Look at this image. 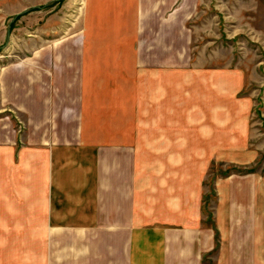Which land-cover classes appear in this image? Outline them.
Masks as SVG:
<instances>
[{
  "label": "crops",
  "instance_id": "obj_1",
  "mask_svg": "<svg viewBox=\"0 0 264 264\" xmlns=\"http://www.w3.org/2000/svg\"><path fill=\"white\" fill-rule=\"evenodd\" d=\"M191 5L86 0L80 34H13L0 264H264V164L209 183L222 160L256 163L264 140L250 141L244 73L191 70L176 44Z\"/></svg>",
  "mask_w": 264,
  "mask_h": 264
},
{
  "label": "rangeland",
  "instance_id": "obj_2",
  "mask_svg": "<svg viewBox=\"0 0 264 264\" xmlns=\"http://www.w3.org/2000/svg\"><path fill=\"white\" fill-rule=\"evenodd\" d=\"M85 1L0 0V54L7 53L4 50L9 48L13 34L24 39L46 29L45 33L48 35V30L54 25L60 27L59 34L63 39L71 34H80ZM190 2L192 5L188 14L174 16V40L176 44L183 43L188 47L191 70L207 68L244 73L245 76H240L244 80V88L238 96L249 97L250 105L253 106L250 117L254 125L250 141L260 143L264 140V0ZM27 8V12L15 17ZM18 49L9 52L12 55L10 59L15 57L14 54H22L21 49ZM11 112L16 115L15 110L10 109L0 113V118L9 117ZM259 151L262 153L264 150ZM262 164L264 155L259 156L256 163L248 165L222 160L213 166L215 171L212 169L209 183L213 184V177L219 175L223 181H228L232 174L244 176ZM242 179L239 178V181L244 182ZM246 231L244 229L242 234L247 233ZM7 241L0 238V252L9 245ZM20 243L22 241H14L12 248ZM23 244L27 248L31 247L27 242ZM237 246L240 248V244Z\"/></svg>",
  "mask_w": 264,
  "mask_h": 264
},
{
  "label": "water",
  "instance_id": "obj_3",
  "mask_svg": "<svg viewBox=\"0 0 264 264\" xmlns=\"http://www.w3.org/2000/svg\"><path fill=\"white\" fill-rule=\"evenodd\" d=\"M29 10V8H27V9H25L24 11H22V12H20V13H18L15 17H17L18 15H20V14H22V13H25V12H27ZM9 32H10V28H9Z\"/></svg>",
  "mask_w": 264,
  "mask_h": 264
}]
</instances>
